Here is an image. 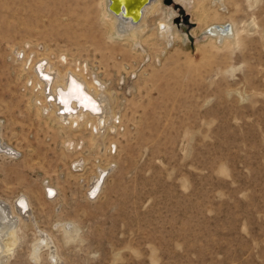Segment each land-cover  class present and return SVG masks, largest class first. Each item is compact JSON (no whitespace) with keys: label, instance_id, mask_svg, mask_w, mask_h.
Masks as SVG:
<instances>
[{"label":"rangeland","instance_id":"374dc122","mask_svg":"<svg viewBox=\"0 0 264 264\" xmlns=\"http://www.w3.org/2000/svg\"><path fill=\"white\" fill-rule=\"evenodd\" d=\"M163 4L182 37L174 45H154L153 15L140 45L118 38L105 0H0V144L18 154H0V199L12 209L30 197L61 264H264V0H224L203 22L185 4ZM228 23L233 35L216 44L239 34L240 43L218 49L204 30ZM24 51L66 53L106 83L121 119L102 151L85 140L70 154L40 117ZM106 167L90 198L89 178ZM58 220L79 227L75 239ZM21 229L5 264H53L47 249L30 256L39 229Z\"/></svg>","mask_w":264,"mask_h":264},{"label":"bare ground","instance_id":"6f19581e","mask_svg":"<svg viewBox=\"0 0 264 264\" xmlns=\"http://www.w3.org/2000/svg\"><path fill=\"white\" fill-rule=\"evenodd\" d=\"M116 1L122 4L119 12L110 9L111 0H105L104 17L106 21L112 24L113 34L118 38L128 39L140 45L141 38L149 31L148 18L153 15L156 16V27L154 28L156 43L154 42V45L158 46L165 42L166 45H174L175 42L182 39L180 33L172 27L171 21L168 22L170 7L165 6L163 0H150L141 6V10L135 7L130 9L129 13L125 10V0ZM176 2L182 6L185 4L186 8L198 17L199 22H203V19L207 18L210 12L218 6H226L224 0H176ZM136 17L137 19H135ZM218 33L233 35L232 24L211 26L206 31L204 30L203 34L218 49L239 45L240 34L237 35V40H228L217 45L219 40L216 35ZM56 57V61L51 60L47 55L35 59L25 52L23 57L19 59L23 64L22 76L25 75L26 82L30 81L32 85L30 103L32 104V100H34L33 104L40 117L46 116L58 129L63 137L62 140L64 139L63 143H68L67 151L70 154L77 151L78 145H84L85 140H88L90 146L95 147L96 145L102 151L106 146L104 140L109 133L116 131L119 127L117 123L120 122L121 115L117 110L118 99L107 89L106 83L99 80L96 75L98 84H95L97 86L87 79L85 70L88 71V64L86 67L77 65L75 63L77 60L69 57L66 53H59ZM73 64L75 67H72ZM77 135H80L79 138L82 141L79 138V141L77 140ZM112 144L116 143L111 142L110 148ZM14 149L10 145L0 144V154L18 157ZM87 161V159L82 161L76 159L72 163L78 162L75 167L84 168ZM106 173L107 167L100 171V177L97 174V177L92 181L93 183L89 178L86 187L87 195L90 198L98 197L103 191ZM45 191L46 195L50 193L51 201L57 199L54 195L57 194L56 187L48 185ZM34 213L33 202L28 196L18 198L12 209H9L4 200L0 199V264H5V260L12 254L21 239L22 226L39 229L30 251V256L34 260L39 261L42 251L47 249L53 264H61L57 247L52 245V236L49 233L44 234L45 232L40 229L41 227L39 228L38 219ZM58 222L65 239L67 241L75 239L79 227L73 221L58 220Z\"/></svg>","mask_w":264,"mask_h":264},{"label":"water","instance_id":"95a60500","mask_svg":"<svg viewBox=\"0 0 264 264\" xmlns=\"http://www.w3.org/2000/svg\"><path fill=\"white\" fill-rule=\"evenodd\" d=\"M150 0H132L130 2V0H125V10L128 11L127 13H129L130 9L137 7L138 10H141V6L145 3L148 2ZM122 7V4L116 0H111V4H110V9H112L115 12H119L120 8ZM137 19V17L135 18Z\"/></svg>","mask_w":264,"mask_h":264}]
</instances>
